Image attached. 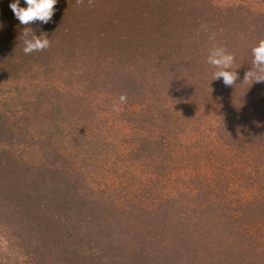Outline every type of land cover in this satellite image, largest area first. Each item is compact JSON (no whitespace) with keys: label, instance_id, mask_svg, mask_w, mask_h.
Returning <instances> with one entry per match:
<instances>
[{"label":"trees","instance_id":"1","mask_svg":"<svg viewBox=\"0 0 264 264\" xmlns=\"http://www.w3.org/2000/svg\"><path fill=\"white\" fill-rule=\"evenodd\" d=\"M238 1L57 0L26 55L0 0V264H264V4Z\"/></svg>","mask_w":264,"mask_h":264},{"label":"clouds","instance_id":"2","mask_svg":"<svg viewBox=\"0 0 264 264\" xmlns=\"http://www.w3.org/2000/svg\"><path fill=\"white\" fill-rule=\"evenodd\" d=\"M77 5L83 4L84 0H75ZM26 7L20 6V0H13L9 4L14 17L21 25L26 27L23 29L20 37L23 41V53L28 55L36 51H43L50 47V40L46 35H35L30 27V24L40 22L46 24L51 21L57 0H24ZM94 0H88V5L92 6ZM2 27V25H0ZM203 27V26H202ZM214 38L210 37V39ZM253 60V67L251 70L245 72L243 82H248L250 85L254 82H264V39H261L256 46L251 49ZM234 56L226 51L223 47H212L207 56V63L217 69L213 73V79H220L225 86H234L237 80V72L231 71L234 63ZM120 103L127 102L126 94L119 96ZM113 110L120 111L117 105L113 106ZM6 244V242H3Z\"/></svg>","mask_w":264,"mask_h":264},{"label":"rangeland","instance_id":"3","mask_svg":"<svg viewBox=\"0 0 264 264\" xmlns=\"http://www.w3.org/2000/svg\"><path fill=\"white\" fill-rule=\"evenodd\" d=\"M212 1L222 6H227V5L239 2L238 0H212ZM248 1H253L254 4H255V1L261 2L258 6L264 4V0H248Z\"/></svg>","mask_w":264,"mask_h":264}]
</instances>
